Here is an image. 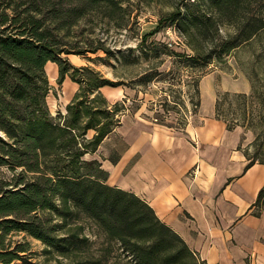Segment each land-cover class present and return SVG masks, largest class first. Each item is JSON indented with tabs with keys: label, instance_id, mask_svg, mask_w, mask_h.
<instances>
[{
	"label": "trees",
	"instance_id": "trees-1",
	"mask_svg": "<svg viewBox=\"0 0 264 264\" xmlns=\"http://www.w3.org/2000/svg\"><path fill=\"white\" fill-rule=\"evenodd\" d=\"M129 1L0 0V264H208L148 201L110 184L102 163L85 158L121 124L119 114L125 109V101L111 104L102 87L124 82L88 66H71L64 54L73 51L59 33L88 14L127 28L132 19ZM152 1L172 7L159 26L164 21L176 24L194 51L191 56L176 54L181 61L202 67L254 45L250 66L244 67L253 93L219 92L215 116L229 130H253L256 145L264 134V0ZM101 48L111 53L105 46L79 53ZM49 62L59 66V83L69 75L80 84L66 113L53 115L48 104ZM159 74L152 69L143 81ZM194 85L200 94L199 79ZM231 112L240 117L230 120ZM90 130L95 131L92 137ZM244 152L247 167L264 163L260 152ZM263 203L264 188L254 206ZM86 218L111 243L121 245L123 258L111 261V252L96 253L81 223ZM35 240L42 243L40 252ZM40 253L43 261L36 260Z\"/></svg>",
	"mask_w": 264,
	"mask_h": 264
},
{
	"label": "crops",
	"instance_id": "crops-1",
	"mask_svg": "<svg viewBox=\"0 0 264 264\" xmlns=\"http://www.w3.org/2000/svg\"><path fill=\"white\" fill-rule=\"evenodd\" d=\"M49 66L56 68L50 81L56 80L59 66ZM217 79L215 74L202 79V117L190 121L186 130L155 123L141 112L127 113L97 152L85 158L102 163L110 184L148 201L208 264H264V203L254 206L264 188V163L247 167L242 130H229L214 116ZM63 84L72 92L65 105L55 103V111H67L79 88L69 75ZM101 90L111 104L129 94L127 86ZM207 100L211 108L205 111ZM94 133L90 130L89 136Z\"/></svg>",
	"mask_w": 264,
	"mask_h": 264
},
{
	"label": "rangeland",
	"instance_id": "rangeland-1",
	"mask_svg": "<svg viewBox=\"0 0 264 264\" xmlns=\"http://www.w3.org/2000/svg\"><path fill=\"white\" fill-rule=\"evenodd\" d=\"M130 6L132 19L127 28L117 27L106 18L98 17L96 14H88L59 33L68 49L73 51L64 54L71 66L91 67L107 78L123 81L124 84L120 86L129 88V94L119 100L120 102L125 101V109L119 114L121 117L127 113L141 112L143 117L155 123L177 130H186L190 121L202 117L200 116L201 104L199 106L195 104L201 101V90L200 94L195 91V79H199L201 86L202 79L208 74L218 75L217 96L223 91L245 92L249 95L253 93L251 81L244 67L250 66L249 62L256 51L254 45L236 50L225 61H214L208 65L196 67L192 62L181 61L176 56L178 53L194 55L182 30L168 21L162 22L159 26L162 16L172 10L171 6L152 0H131ZM169 28H172L173 33L168 32ZM145 35H149L146 41H144ZM169 41L174 43L173 47L169 46ZM257 45L255 44L256 48ZM103 46L107 47L111 53H107L102 48L97 52L88 50L83 54L79 53L82 50ZM46 69L50 79L55 74L56 68L49 66ZM152 69L162 74L145 83L143 75ZM256 71L261 75L262 70L258 66ZM255 81L259 85L260 81L257 77ZM73 82L79 84L74 80ZM63 83H59L58 78L50 81V93L52 94L50 100L54 111L55 103L59 106L65 105V96H69L72 92V87H65ZM247 85L250 86L248 92L245 91ZM78 86L80 88V84ZM217 96L214 100V110ZM210 108L211 103L207 100L205 111ZM57 112L55 111L53 115ZM228 117L231 120L234 117H240V114L236 115L231 112ZM239 127L242 130L244 148L248 149L251 154L260 152L261 156H264V134L254 145L252 143L256 138V133L246 126ZM102 150L108 151L105 147ZM116 156L118 154H115ZM81 223L85 225V233L93 242V248L97 254L108 255L111 252L109 254L111 261L124 257L121 245L117 242L111 243L93 220L86 218ZM34 248L40 252L42 243L35 240ZM36 260L43 261L44 256L40 253ZM50 264H55V261L52 260Z\"/></svg>",
	"mask_w": 264,
	"mask_h": 264
},
{
	"label": "built area",
	"instance_id": "built-area-1",
	"mask_svg": "<svg viewBox=\"0 0 264 264\" xmlns=\"http://www.w3.org/2000/svg\"><path fill=\"white\" fill-rule=\"evenodd\" d=\"M168 32L169 33H173L172 28H169ZM169 46L173 47L174 46V43L172 41H169Z\"/></svg>",
	"mask_w": 264,
	"mask_h": 264
}]
</instances>
